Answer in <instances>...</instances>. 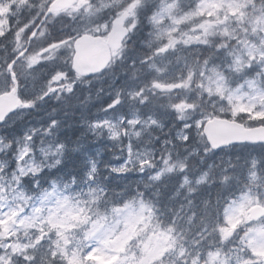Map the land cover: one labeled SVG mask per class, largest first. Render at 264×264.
<instances>
[{"label": "snow or ice", "instance_id": "snow-or-ice-1", "mask_svg": "<svg viewBox=\"0 0 264 264\" xmlns=\"http://www.w3.org/2000/svg\"><path fill=\"white\" fill-rule=\"evenodd\" d=\"M55 4L0 30V264H264V0L141 4L131 72L78 112L93 14Z\"/></svg>", "mask_w": 264, "mask_h": 264}, {"label": "rangeland", "instance_id": "rangeland-1", "mask_svg": "<svg viewBox=\"0 0 264 264\" xmlns=\"http://www.w3.org/2000/svg\"><path fill=\"white\" fill-rule=\"evenodd\" d=\"M151 2L152 0H80L76 5H79L81 9H86L89 13L93 14L91 16L90 30L83 32H100L103 30L106 31L107 29V26L105 24L100 26V23L102 21H106V23H109V21L114 18V13H116L115 17L118 14L127 13L129 15L128 25L129 27H131V25L136 23V9L143 3ZM240 2H243V0H240ZM40 4L41 0H28L27 3L26 0H0V30H5L9 21H13V30H16L20 27H25V30H27V27H33L39 16H32V12L37 9ZM31 5H35L36 7L33 8L31 7ZM182 16L183 14L177 15L175 17L167 15L160 16V23L153 24L154 31L151 40L149 41L148 45H146V47H151L159 43V41H157L156 39V29L166 30L168 29L169 25H172L176 29L190 31L191 21L183 20ZM83 18L87 19L88 17L85 16ZM20 35L21 38H23L24 34L20 33ZM134 35L138 40L139 50H135L133 54H129L128 57L130 58H132V56L138 57V54L140 52V41L143 37V32L141 31V29H137L134 32ZM116 66H119V63H117ZM115 78V75H109L107 79L110 80H107L104 76L97 78V81L100 84L104 85V93H107L111 86L116 82ZM104 80L107 81V85H105ZM159 80L163 83L165 77L160 76ZM70 104L71 109L75 108L73 100L70 101Z\"/></svg>", "mask_w": 264, "mask_h": 264}, {"label": "water", "instance_id": "water-1", "mask_svg": "<svg viewBox=\"0 0 264 264\" xmlns=\"http://www.w3.org/2000/svg\"><path fill=\"white\" fill-rule=\"evenodd\" d=\"M75 1L76 0H56L55 7L59 8L61 6L71 5ZM117 27L118 26H116V28ZM92 41L93 40H90L89 37H83L80 41L79 52L77 53L76 50V54L74 56L75 67L79 70L82 75H90L92 73H95L96 71L101 70L108 60H105L101 64L95 63V60L98 61V59H95V56L91 50L90 43H92ZM7 104L11 105L12 102L7 101ZM5 106L6 99L4 97H0V115H3Z\"/></svg>", "mask_w": 264, "mask_h": 264}, {"label": "trees", "instance_id": "trees-1", "mask_svg": "<svg viewBox=\"0 0 264 264\" xmlns=\"http://www.w3.org/2000/svg\"><path fill=\"white\" fill-rule=\"evenodd\" d=\"M69 119V121H71L72 119H73V117H69L68 118ZM69 132H71V131H69ZM73 134V133H72ZM76 135H78V133H76ZM73 136H75V135H73ZM75 139V138H74ZM89 144H91V142H89ZM84 145H85V141H84ZM98 145L97 144H94V143H92V146H88L89 148H86L85 147V149H87V150H89V149H94L95 147H97ZM78 160H79V158L77 157V158H75V159H70L69 160V164H76V163H78ZM132 181H135V180H132Z\"/></svg>", "mask_w": 264, "mask_h": 264}]
</instances>
